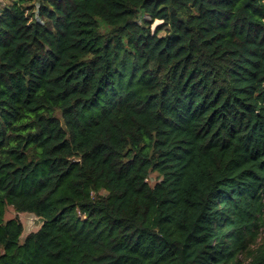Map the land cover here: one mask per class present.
<instances>
[{
  "label": "trees",
  "instance_id": "obj_1",
  "mask_svg": "<svg viewBox=\"0 0 264 264\" xmlns=\"http://www.w3.org/2000/svg\"><path fill=\"white\" fill-rule=\"evenodd\" d=\"M260 227L264 0L0 6V264H264Z\"/></svg>",
  "mask_w": 264,
  "mask_h": 264
},
{
  "label": "rangeland",
  "instance_id": "obj_2",
  "mask_svg": "<svg viewBox=\"0 0 264 264\" xmlns=\"http://www.w3.org/2000/svg\"><path fill=\"white\" fill-rule=\"evenodd\" d=\"M13 0H0V6H6L7 4H11ZM162 22L156 21L151 25V30L152 32H155L156 28L161 24ZM161 36L165 35V32H161ZM158 180L156 174H152L151 178L149 179V182L151 185H154L155 182ZM19 218L22 224L24 225V233L22 236V241L31 233V232H36L38 229L30 230V224H31V219L34 217V215L31 214H18L12 207H7L6 209V215H5V220H10L14 218ZM264 244V227H260L256 231V238L255 242L253 244L254 248H259Z\"/></svg>",
  "mask_w": 264,
  "mask_h": 264
},
{
  "label": "water",
  "instance_id": "obj_3",
  "mask_svg": "<svg viewBox=\"0 0 264 264\" xmlns=\"http://www.w3.org/2000/svg\"><path fill=\"white\" fill-rule=\"evenodd\" d=\"M45 223H46V220L44 218H37L34 216L31 219V224H30L29 229L30 230L40 229Z\"/></svg>",
  "mask_w": 264,
  "mask_h": 264
}]
</instances>
